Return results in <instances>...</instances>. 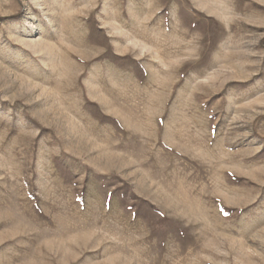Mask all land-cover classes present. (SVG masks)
<instances>
[{"label": "rangeland", "instance_id": "374dc122", "mask_svg": "<svg viewBox=\"0 0 264 264\" xmlns=\"http://www.w3.org/2000/svg\"><path fill=\"white\" fill-rule=\"evenodd\" d=\"M0 264H264V0H0Z\"/></svg>", "mask_w": 264, "mask_h": 264}]
</instances>
